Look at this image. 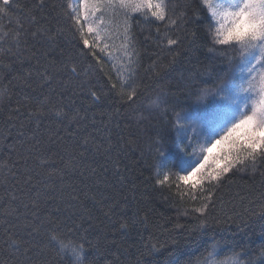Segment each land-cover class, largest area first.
Instances as JSON below:
<instances>
[{"label":"trees","instance_id":"obj_1","mask_svg":"<svg viewBox=\"0 0 264 264\" xmlns=\"http://www.w3.org/2000/svg\"><path fill=\"white\" fill-rule=\"evenodd\" d=\"M190 2L171 0L169 14L175 6L178 15ZM17 3L20 8L0 19L2 32L17 30V19L23 24L19 48L10 39L0 44V89L7 90L0 99V264H66L48 243L55 228L69 240L99 244L102 255L89 249L99 264H164L174 240L179 264H203L213 245L217 264H229L237 254L244 264L249 258L264 264V165L255 172L241 168L211 186L205 215L213 220L204 234L193 227L200 216L193 209L203 203L202 194L192 199L171 181L157 183L167 170L157 175L155 142L161 136L169 144L176 139L175 116L147 105L165 93L173 103L177 97L186 103L181 77L195 66L226 68L203 47V30L192 45L191 23L171 25L132 13L131 47L138 56L133 73L121 71L139 97L126 102L118 94L113 64L126 65L127 59L109 58V52L119 54L111 47L119 39L106 41V52L95 50L101 59L96 64L82 55L88 50L78 33L73 38L65 15L76 0H43V7L40 0ZM116 13L112 19L122 24L123 10ZM169 38L179 39L182 47L168 45ZM170 48L182 54L157 76L159 64L172 60ZM73 65L79 75L69 71ZM200 80L212 82L209 76ZM112 83L117 89L110 91ZM89 89L102 94L101 100L95 101ZM57 110L68 115L58 117ZM76 113L83 119L72 121ZM122 223L129 226L122 229ZM12 240L20 242V252L10 247ZM152 244L160 253L142 256Z\"/></svg>","mask_w":264,"mask_h":264},{"label":"snow or ice","instance_id":"obj_2","mask_svg":"<svg viewBox=\"0 0 264 264\" xmlns=\"http://www.w3.org/2000/svg\"><path fill=\"white\" fill-rule=\"evenodd\" d=\"M170 3L171 0H76L75 5H67L70 11L65 15L71 21L73 38L78 33L79 43L88 50L82 51V55L86 58L90 55L96 64L101 62L95 51L98 47L101 52H106L110 47L106 41H121L118 46L111 45L119 54L109 52V58L114 61L127 59L126 65L113 64L117 68L118 94L122 100L126 96V102L134 103V98L139 97L136 88L127 83L121 71L126 69L130 74L133 73V58L138 56L131 47L133 38L129 21L132 13H140L145 19L171 25L191 23L190 44L195 45L199 32L203 30V47L214 59L220 57V63L226 64V68L220 72H216L212 65L195 66L182 76L183 87L179 91L186 93V103L181 102L179 97L173 103L165 93L157 95L147 105L165 113L171 110L175 116L173 127L176 139L169 144L161 136L155 142L157 175L160 170H167L157 183L171 181L178 190L186 188L192 199L196 198L194 193L202 194L203 203L193 209V212L200 214L193 227L198 233L204 234L213 220L210 214L205 215L212 203L211 186H218L230 173L241 168L255 172L258 165H264V0H191L183 5L178 15L175 6L171 9L172 14H169ZM38 7H43V0H40ZM13 8H20L17 0H0V19L8 16ZM117 9L123 10L122 24L112 19ZM31 18L35 20L34 16ZM16 24L18 27L15 31H0V44L10 39L17 48L20 47L23 24L19 19ZM36 34L32 33L33 36ZM167 43L177 49L182 47L179 39L169 38ZM169 52L172 60L168 64H159V71L155 72L157 76L170 69L182 54L179 50L173 52L171 48ZM156 67L153 65L154 69ZM88 68L92 69L93 65L89 64ZM69 71L79 75L75 65ZM203 76L211 77L212 82L209 84L200 80L198 83V79ZM47 78L50 79V76ZM111 79L108 76V80ZM114 89H117L116 83L111 84L110 91ZM6 92V89H0V99ZM89 92L95 101L101 100L102 94L92 89ZM56 115L66 117L68 114L57 110ZM78 118L83 119L76 113L70 119L75 121ZM260 218L264 220V213ZM128 226L127 223L120 225L122 229ZM48 243L57 255L65 257L66 264H99L90 257V248L97 254H103L99 244H91L86 239L69 240L68 234L59 228L50 231ZM173 245L175 247L167 253L164 264H179L176 258L178 242L174 240ZM10 247L15 252L21 251L17 240H12ZM145 247L142 256H154L161 251L155 244ZM27 251L25 249L24 253ZM206 251L203 264H209V261L217 264L212 259L215 245ZM237 255L238 258L229 264H244L240 254ZM260 256L264 257V250ZM247 264L255 262L249 258Z\"/></svg>","mask_w":264,"mask_h":264}]
</instances>
